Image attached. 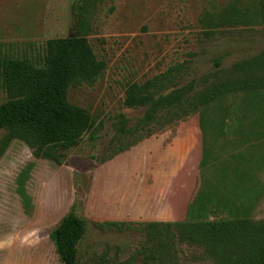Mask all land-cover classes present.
Instances as JSON below:
<instances>
[{
	"label": "rangeland",
	"instance_id": "374dc122",
	"mask_svg": "<svg viewBox=\"0 0 264 264\" xmlns=\"http://www.w3.org/2000/svg\"><path fill=\"white\" fill-rule=\"evenodd\" d=\"M259 1L103 0L85 11L78 9L82 0H0V71L6 58L41 66L47 41L78 33L105 64L94 82L68 90V102L89 113L95 125L77 146L62 152L60 164L35 159L17 140L1 156L0 264H62L50 233L70 211L87 223L79 264H143L151 255L162 264H227L178 240H170V253L160 254L142 228L147 223L264 220V92L227 94L166 125L146 128L122 139L130 147L112 157L108 147L122 118L131 128L143 115V109L124 105L129 86L165 94L195 79L210 84L245 77L233 68L264 56V25L214 24L230 5L253 12ZM178 64L185 71L174 85L163 87L161 76ZM6 100L0 79V104ZM191 125L239 129L216 144L223 151L215 153L214 166L224 167L223 174L209 169L203 175L207 181L176 173V138L182 126ZM4 135L0 132V141ZM22 173L25 204L17 193ZM107 222L123 225H103Z\"/></svg>",
	"mask_w": 264,
	"mask_h": 264
},
{
	"label": "trees",
	"instance_id": "16d2710c",
	"mask_svg": "<svg viewBox=\"0 0 264 264\" xmlns=\"http://www.w3.org/2000/svg\"><path fill=\"white\" fill-rule=\"evenodd\" d=\"M82 1L84 4L78 9L86 11L103 0ZM256 5L253 12L241 11L236 5H230L214 26L264 25V0ZM80 23L83 24L84 20ZM185 69L184 64L170 67L161 76L162 86L174 85V78ZM104 70V62L96 59L85 35L81 33L47 41L41 66L24 59L2 60L0 79L7 100L0 104V132H5L0 141V158L10 143L17 140L30 149L35 159L60 164L62 152L77 146L83 135L91 132L95 125L89 113L68 102V90L74 84L94 82ZM254 70L261 74L255 76ZM233 71L247 74L245 77L238 74L223 80L215 79L210 84L203 78L195 79L173 86L165 94L150 91V87L145 85L129 86L124 105L129 109H143V115L131 128L126 127V118L117 123L114 138L108 147L109 157L130 147L122 139L129 140L134 134L156 124L166 125L227 94L241 92L257 96L264 92V56L239 63ZM23 179L24 173L17 179V193L25 204L28 198L22 186ZM86 225L84 219L70 211L50 233L62 264H79L78 245L86 234ZM103 225L120 228L123 224L107 222ZM142 229L160 254L170 253V240H178L202 247L207 255L227 264H264V220L251 222L247 218H235L162 225L147 223ZM149 260L162 264L161 259L153 255L143 264H149Z\"/></svg>",
	"mask_w": 264,
	"mask_h": 264
},
{
	"label": "crops",
	"instance_id": "0c3cea01",
	"mask_svg": "<svg viewBox=\"0 0 264 264\" xmlns=\"http://www.w3.org/2000/svg\"><path fill=\"white\" fill-rule=\"evenodd\" d=\"M237 129L228 125L182 126L180 135L176 138L174 151L176 173L183 174V179L185 177L186 180H210L203 175L209 169L211 171L217 169L214 164V155L223 151V147L216 146V144L225 142L230 133L239 131ZM224 170V167L221 166L216 172L223 174ZM216 172H210V175H214ZM235 173L238 172L235 171Z\"/></svg>",
	"mask_w": 264,
	"mask_h": 264
}]
</instances>
